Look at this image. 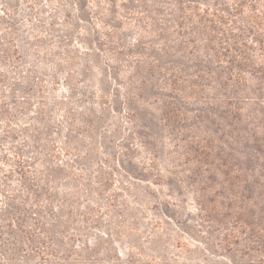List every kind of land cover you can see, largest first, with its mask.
I'll return each mask as SVG.
<instances>
[{
  "label": "rangeland",
  "instance_id": "1",
  "mask_svg": "<svg viewBox=\"0 0 264 264\" xmlns=\"http://www.w3.org/2000/svg\"><path fill=\"white\" fill-rule=\"evenodd\" d=\"M177 1L0 0V264H264L223 195L240 176L264 224L257 79L225 82L241 63L222 35L209 62Z\"/></svg>",
  "mask_w": 264,
  "mask_h": 264
},
{
  "label": "trees",
  "instance_id": "2",
  "mask_svg": "<svg viewBox=\"0 0 264 264\" xmlns=\"http://www.w3.org/2000/svg\"><path fill=\"white\" fill-rule=\"evenodd\" d=\"M177 3L169 8L171 11L170 15L177 17L175 21L181 27H185L186 21L189 20L188 18H195L196 21L193 20L192 22L193 32L191 33L195 35L196 41L204 43L203 48L209 62H213L215 58L219 57L218 50L214 45L218 41V37L222 35L224 36L223 41L226 45V50L238 59H234L235 61L241 63L237 68L230 69V72L225 75V82L240 83L246 81L248 74L257 79L255 96L253 98L248 97L247 99H251L254 104L259 107L261 106L257 112L252 114V117L258 121V123H255L257 125L252 129V136L255 137L263 148L256 146L252 152L246 155L249 160L263 161L261 166L264 167V10H261V7H264V0H235V4H228L227 8L220 2L214 3L213 6L208 8H202L198 5H188L184 0L183 2L178 0ZM247 8L251 11L248 15L245 14V9ZM235 19L243 23V26L239 28L241 34H236L234 27H232ZM196 22L197 24H195ZM172 29L175 30V27ZM183 31L184 29L180 28L177 33L182 35ZM247 33H251L252 35L248 36ZM253 43L257 45V49H255ZM204 72L207 76L213 77V73L208 67ZM173 76L176 75L173 74ZM195 86H199V84L193 82L192 88H195ZM223 97L226 106L231 109L230 112L237 116H242L243 112L241 107L237 102H233V100L237 99L235 92L232 96L223 94ZM237 173L239 175V171ZM236 178L237 181L231 184L232 186L226 183L223 185L227 190L223 195L226 200L232 203L231 209L234 212V232L228 233L227 240L232 239L238 241L237 239L240 238L238 234L244 233L245 238V235L253 233L255 237L261 238L262 240H255L253 239L254 237H249L248 240L252 242H246L248 241L245 240L247 238L244 241L247 243L246 245L249 249L256 250L264 256V224H256L253 226L247 220L245 221L239 218L241 214L251 209L252 204H244L243 200L246 198L244 192L245 186L241 182L242 179L240 176ZM212 189H209L208 192L212 191ZM204 196L205 193L201 194L199 198L200 207L202 211L208 212L211 208L208 210L207 204L205 206ZM213 208L221 209V204H215ZM244 229L252 230L247 231Z\"/></svg>",
  "mask_w": 264,
  "mask_h": 264
}]
</instances>
